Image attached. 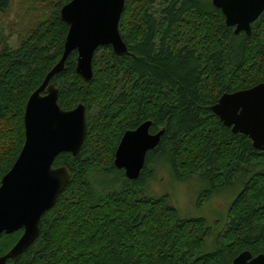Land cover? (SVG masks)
Masks as SVG:
<instances>
[{
  "label": "trees",
  "instance_id": "1",
  "mask_svg": "<svg viewBox=\"0 0 264 264\" xmlns=\"http://www.w3.org/2000/svg\"><path fill=\"white\" fill-rule=\"evenodd\" d=\"M69 1L22 0L33 25L14 50L0 31V182L24 142L26 101L62 55L68 26L60 9ZM10 6L0 0V17ZM119 32L127 53L98 48L89 82L75 72V51L51 80L61 109L85 105L88 130L76 157L55 158L53 167H67L71 179L42 216L34 243L8 262L230 264L243 251L264 254V150L224 127L210 109L224 93L264 83V12L248 35H235L211 0H125ZM146 121L151 134H164L130 181L113 165L115 150L125 131ZM160 165L180 181H206L201 205L241 186L222 230L181 219L167 196L147 193ZM109 171L121 181L96 188ZM21 234L0 236V256ZM210 244L213 251H205Z\"/></svg>",
  "mask_w": 264,
  "mask_h": 264
},
{
  "label": "water",
  "instance_id": "2",
  "mask_svg": "<svg viewBox=\"0 0 264 264\" xmlns=\"http://www.w3.org/2000/svg\"><path fill=\"white\" fill-rule=\"evenodd\" d=\"M211 3L235 35H248L264 12V0ZM124 7L125 0H70L60 9V19L68 26L62 55L26 101L24 142L0 182V236L22 231L15 245L0 256V264H11L8 260L16 259L37 239L42 216L54 207L71 179L67 167H53L54 160L61 153L76 157L87 134L85 105L61 109L51 80L63 71L73 51L77 53L75 72L85 82L92 78V59L98 48L109 46L115 55H125L127 45L119 32ZM210 109L224 127L247 137L255 150H264V83L224 93ZM151 124L146 121L125 131L115 150L113 165L130 181L139 178L147 152L158 146L164 134L163 129L151 134ZM230 264H264V254L252 256L243 251Z\"/></svg>",
  "mask_w": 264,
  "mask_h": 264
},
{
  "label": "rangeland",
  "instance_id": "3",
  "mask_svg": "<svg viewBox=\"0 0 264 264\" xmlns=\"http://www.w3.org/2000/svg\"><path fill=\"white\" fill-rule=\"evenodd\" d=\"M28 1V0H27ZM22 0H11L9 11L0 17V31L7 37L8 44L12 50L16 49L19 36L24 37L27 30L33 25L32 21L25 16ZM27 6V5H26ZM26 10V9H25ZM28 12V11H27ZM29 11V18L34 16ZM154 176L148 182L146 191L152 192L154 197L167 196L170 204L174 207L181 219H203L209 227L217 234L222 230L229 205L239 194L241 186L227 187L219 193H213L206 203L200 204V198L208 189L207 182L202 178H191L178 180L172 170L160 165L155 168ZM117 171L104 172L97 179L101 180L96 188H101V183L115 184L121 181V175ZM118 173V172H117ZM214 233V234H215ZM215 234V235H216ZM213 244L206 247L205 251H213Z\"/></svg>",
  "mask_w": 264,
  "mask_h": 264
},
{
  "label": "flooded vegetation",
  "instance_id": "4",
  "mask_svg": "<svg viewBox=\"0 0 264 264\" xmlns=\"http://www.w3.org/2000/svg\"><path fill=\"white\" fill-rule=\"evenodd\" d=\"M136 129V128H135Z\"/></svg>",
  "mask_w": 264,
  "mask_h": 264
}]
</instances>
